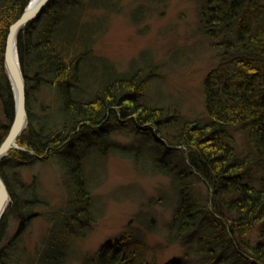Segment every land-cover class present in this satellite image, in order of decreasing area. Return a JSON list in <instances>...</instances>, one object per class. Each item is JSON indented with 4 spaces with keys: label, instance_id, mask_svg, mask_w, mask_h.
<instances>
[{
    "label": "trees",
    "instance_id": "16d2710c",
    "mask_svg": "<svg viewBox=\"0 0 264 264\" xmlns=\"http://www.w3.org/2000/svg\"><path fill=\"white\" fill-rule=\"evenodd\" d=\"M28 1L0 0V139L9 128L15 106L4 64L7 36ZM91 2L51 0L40 17L20 30L18 50L27 72L26 82L35 90L40 86L53 90L55 111L39 119L30 116L18 140L25 149H12L2 161V171L50 154L58 156L72 210L59 218L77 232L80 227L76 222L86 225L94 211L85 187L77 148L82 142L77 140L76 131L89 128L98 132L107 128L110 117L120 115V122L130 120L136 130L149 131L168 149L179 151L191 172L208 188L205 214L181 189L169 225L173 235L169 242L178 241L186 256L197 257L199 264H264V0H206L200 10L199 30L211 40L217 60L205 77L204 120L183 119L175 105L146 103L143 95L147 81L157 74L152 64L100 85L92 99L76 97L71 87L93 55V33L85 38L80 30L84 9ZM72 6H79L76 18ZM69 25L74 32L66 36ZM36 121L39 128L34 125ZM18 183L21 193H12L9 211L23 228L34 214L36 199L34 191L33 195ZM6 217L7 213L0 222V264L13 262L12 247L1 244ZM204 219L215 222L222 234L201 235L194 246L191 237ZM117 243L108 240L90 262L157 264L145 257L142 248L131 250L127 245L115 246ZM47 246L39 264H66L64 245ZM50 248L55 252H49ZM220 256L224 258L218 259Z\"/></svg>",
    "mask_w": 264,
    "mask_h": 264
},
{
    "label": "rangeland",
    "instance_id": "374dc122",
    "mask_svg": "<svg viewBox=\"0 0 264 264\" xmlns=\"http://www.w3.org/2000/svg\"><path fill=\"white\" fill-rule=\"evenodd\" d=\"M205 1L92 0L79 22L84 37L90 33L94 35L93 55L87 59L83 70L81 67L77 84L71 87L76 97L92 99L100 85L146 70L152 64L157 74L147 81L143 95L146 103L175 105L183 119L204 120L205 77L217 63L211 40L199 30V13ZM72 7L76 18L79 6ZM73 29L69 25L65 35H72ZM16 47L19 55L18 41ZM20 63L22 66L21 59ZM22 70L26 82L27 72L23 66ZM32 85L26 82L28 120L17 137L18 145L30 116L39 119L55 111L52 103L55 92L44 86L35 90ZM119 118L120 115L110 117L107 128L95 133L89 128L76 131L79 135L76 139L82 142L77 148L85 187L94 211L86 225L76 222L80 227L77 232L59 218L72 210L69 206L71 193L64 184V166L58 156L50 154L5 172L1 165V174L10 193L0 220L7 213L1 244L12 247V264H39L49 244L65 246L66 264H94L90 262L91 256L108 240L118 241L115 245L118 247L142 248L145 257L154 259L157 264H199L197 257L186 256L178 241L169 242L173 238L169 225L182 188L196 202L200 213H207V186L191 172L179 151L168 149L154 134L141 127L136 130L132 121L120 122ZM123 120L126 119L123 117ZM34 125L39 128L37 121ZM18 181L32 194L34 191L36 199L34 214L23 228L9 211L12 193H21ZM200 225L191 237L194 246L198 245L202 233L222 234L212 220L204 219ZM53 238L56 239L52 241ZM49 252L55 251L50 248Z\"/></svg>",
    "mask_w": 264,
    "mask_h": 264
},
{
    "label": "water",
    "instance_id": "95a60500",
    "mask_svg": "<svg viewBox=\"0 0 264 264\" xmlns=\"http://www.w3.org/2000/svg\"><path fill=\"white\" fill-rule=\"evenodd\" d=\"M48 1L49 0H36L33 3L30 2V4L25 7L19 19L10 26L7 36L4 63L12 84L15 106L13 119L9 126L7 135L3 143L0 144V220L4 215L7 204L10 200L9 190L1 174L2 160L11 148L22 149L17 143V137L25 128L28 120V113L26 109V83L23 80L22 72L20 70V67L18 66V64L21 65V63L17 50L16 53L18 60H15L13 56L12 42L13 39L16 38V46L17 36L22 27L30 21L39 17L41 12L45 10L47 5L46 3Z\"/></svg>",
    "mask_w": 264,
    "mask_h": 264
},
{
    "label": "bare ground",
    "instance_id": "6f19581e",
    "mask_svg": "<svg viewBox=\"0 0 264 264\" xmlns=\"http://www.w3.org/2000/svg\"><path fill=\"white\" fill-rule=\"evenodd\" d=\"M36 0H32L31 1V3H33V2H35ZM51 0H49L46 4L47 5H49V2H50ZM46 5V6H47ZM23 28V27H22ZM19 35V34H18ZM17 39H18V36H17ZM15 40H16V38H14L13 39V42H12V50H13V56H14V58H15V60H18V58H17V53H16V46H15ZM18 41V40H17ZM5 62V61H4ZM5 64V63H4ZM18 66L20 67V70H21V72H22V77H23V80L25 81V75H24V73H23V70H22V66L20 65V64H18ZM26 83V82H25ZM9 129V128H8ZM6 137V136H5ZM5 140V138L1 141V143H3V141ZM201 235H204L203 233L201 234Z\"/></svg>",
    "mask_w": 264,
    "mask_h": 264
}]
</instances>
